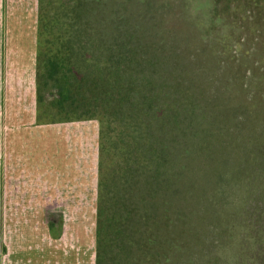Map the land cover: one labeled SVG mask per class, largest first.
I'll return each instance as SVG.
<instances>
[{
	"label": "trees",
	"instance_id": "16d2710c",
	"mask_svg": "<svg viewBox=\"0 0 264 264\" xmlns=\"http://www.w3.org/2000/svg\"><path fill=\"white\" fill-rule=\"evenodd\" d=\"M241 1L215 0L206 29L174 36L154 0H38V106L115 134L100 149L95 264H264V71L229 70L215 28L233 2L234 19L254 5Z\"/></svg>",
	"mask_w": 264,
	"mask_h": 264
},
{
	"label": "rangeland",
	"instance_id": "374dc122",
	"mask_svg": "<svg viewBox=\"0 0 264 264\" xmlns=\"http://www.w3.org/2000/svg\"><path fill=\"white\" fill-rule=\"evenodd\" d=\"M226 1L232 2V0H222V3ZM154 2V10L151 13H156L157 17L164 16L168 20L165 29L172 30L174 36L192 27L206 29L215 4V0H172L168 6L163 7L162 4L167 0H154ZM242 2L254 5L248 7L240 5V10H236L238 15L234 19L236 13L233 2L229 11L225 9L222 11L223 18H226L228 11L229 24L224 25L220 17H217L215 28L225 30L227 35L224 41L226 44L224 57L227 59L226 65L224 60L223 64L229 70L231 66H241L245 70V77L249 80L255 76L252 69H259L262 66L260 71H264V0H242ZM233 28L237 29L234 35L237 36L236 38L230 37ZM37 29L38 0H0V99L4 89L30 91V87L33 86L29 81L16 82L18 80L10 75L8 62L14 66L15 64L31 65L35 62V52L37 60ZM240 35L243 39L239 38ZM242 40H244L243 44ZM176 43L179 44L180 40L178 39ZM234 56L236 60L233 59ZM195 59L202 61L200 58L189 60L195 61ZM4 62L8 64L7 81H4L3 77ZM234 76L233 73L228 76L225 73L222 75L229 80ZM262 76L264 78V73ZM18 94L15 98L7 100V106H14L16 102L23 101L30 104L29 94L23 95V99L18 97L21 96V92ZM258 96L264 101V92L258 93ZM54 111L55 109L44 104L38 106L37 103L36 115L38 116L39 113L41 117L37 121L46 123L56 119L65 128H69L72 123L86 124L88 171L85 184L81 183L77 186L72 183L71 187L66 186L63 190L65 193L55 196L58 200L61 199L62 204L52 210L47 208V195L17 192L18 188H14L15 180L1 179L0 264H14L15 260L9 256L15 252H51L56 257L55 264H95L100 162L103 168L106 162L104 157H100V151L108 152L110 143L114 142V130L106 123L103 124L99 118L71 120L73 118L71 115L57 114ZM262 146L261 152L264 153V144ZM258 162V170L260 168L262 178H260L257 198L261 199L259 201L261 204L262 199L264 201L262 154ZM259 211L263 222L264 208L262 210L260 208Z\"/></svg>",
	"mask_w": 264,
	"mask_h": 264
},
{
	"label": "crops",
	"instance_id": "0c3cea01",
	"mask_svg": "<svg viewBox=\"0 0 264 264\" xmlns=\"http://www.w3.org/2000/svg\"><path fill=\"white\" fill-rule=\"evenodd\" d=\"M8 64L16 82L29 81L33 86L30 85V91L13 88L1 92L0 180H15L17 192L47 195V208L54 210L62 204L55 196L65 193L66 186L85 184L88 171L86 124L72 123L65 128L57 121L38 122L36 52L35 62L31 65ZM8 64L4 62V81L8 80ZM16 91L21 92L18 96L21 99L29 94L30 104L23 101L7 106L8 99L19 95ZM9 258L15 260L14 264H55L56 257L51 252H15Z\"/></svg>",
	"mask_w": 264,
	"mask_h": 264
}]
</instances>
